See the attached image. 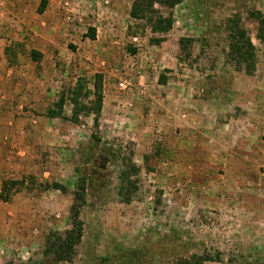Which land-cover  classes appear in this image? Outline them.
<instances>
[{
  "label": "rangeland",
  "instance_id": "1",
  "mask_svg": "<svg viewBox=\"0 0 264 264\" xmlns=\"http://www.w3.org/2000/svg\"><path fill=\"white\" fill-rule=\"evenodd\" d=\"M131 2L0 0V264H169L192 254L217 260L205 264H264L262 159L253 153L256 164L239 165L251 160L244 138L223 134L216 143L208 128L220 114L264 112V48L247 19L252 11L264 18V0L156 6L172 20L164 34L130 18ZM233 15L254 46L251 75L225 57L224 24ZM95 75L96 123L82 113L72 122L67 91L78 79L91 89ZM60 94L61 115L50 117ZM239 131L247 133V121ZM207 141L229 156L231 169L213 165L211 197L198 200L192 192L202 180L186 163L193 156L177 167V155ZM124 158L139 169L130 177L134 190L122 192L128 203L118 196ZM225 175L242 179L255 199L236 197L242 191ZM78 176L85 179L82 235L71 261L56 263L42 251L69 229Z\"/></svg>",
  "mask_w": 264,
  "mask_h": 264
},
{
  "label": "trees",
  "instance_id": "2",
  "mask_svg": "<svg viewBox=\"0 0 264 264\" xmlns=\"http://www.w3.org/2000/svg\"><path fill=\"white\" fill-rule=\"evenodd\" d=\"M183 0H132L129 9V17L132 19H140L144 24L153 30L154 33L164 34L170 30L172 20L170 15L162 16L157 7L172 9L179 5ZM247 19H251L256 23L255 38L264 48V18L259 12L252 11L247 14ZM227 32V51L225 53L226 60L230 63L236 72H243L251 75L256 65V56L254 46L247 35L246 30L241 26L240 17L233 15L226 19L224 24ZM162 41L161 38L156 40ZM159 84H164L163 80H158ZM67 101L71 105L70 120L76 122L79 114H92L94 122L100 114L102 93L100 76L95 75L91 89H86L83 79H78L74 86L67 91ZM86 101V103H84ZM64 102L63 95L60 94L58 99L53 103V108L48 110L50 117H60V111ZM94 123V124H95ZM122 170L119 174L118 196L122 203L130 201L129 193L124 195L122 192L127 186L134 190V181H130V177L136 176L139 172L138 167L130 158H124L122 161ZM53 189L64 192L62 186L52 184ZM85 196V179L78 176L75 189L72 193V201L68 208L69 229L64 232L62 237L54 236L52 242H48L43 249L44 256L51 255L52 260L56 263L70 262L75 254V247L80 241L82 235V221L79 219V210L84 205ZM217 261L208 255L192 254L188 257H179L171 261L169 264H205L206 262ZM11 264V263H7Z\"/></svg>",
  "mask_w": 264,
  "mask_h": 264
},
{
  "label": "crops",
  "instance_id": "3",
  "mask_svg": "<svg viewBox=\"0 0 264 264\" xmlns=\"http://www.w3.org/2000/svg\"><path fill=\"white\" fill-rule=\"evenodd\" d=\"M5 1L7 2L9 0H5ZM16 4L17 3H15V5ZM5 5H7L10 12H12L11 11L12 5L9 2H8V4L5 3ZM16 9H17V5H16ZM0 15H1V10H0ZM250 116H251V118L248 119L247 117L244 118V115H239L238 117H236V114H235V115H232L229 117L227 115H221L220 114V116L215 117V120H213V122L208 123V128H209V132L214 135L213 142H216V143L221 142L219 136H221L223 134L233 137V135L235 133V135H238L239 137H243L244 139H242L240 141V143L242 145H246L245 146L246 148H249V150L251 152V160H249L247 162V164H245L244 161H240L239 165L256 164V160H255L254 154H253V153H255V154H258L262 159V162L258 166V168H259L264 164V112L261 113L260 109L256 108V109H254V112ZM225 120H228V123H224ZM244 120L247 121V133L239 131V128H241L243 126ZM187 123L188 124L186 126L187 127L186 131H188L189 134L192 133L193 135H195V134L197 135L198 131L189 130L188 127L189 126L192 127V126L190 125V122H187ZM183 130H184V128H183ZM183 134H187V133L183 132ZM193 135H191V136H193ZM181 142L183 144H185L184 139H181ZM223 142H225V144H231L232 143L230 140L223 141ZM193 149H194V151H193ZM193 149L191 150V148L189 147L186 150V148H184V150H182V152L178 153L177 157L179 158V160H178V162H176V164H177L176 166L177 167L184 166L183 164H184L186 158L193 156L192 160H188L186 162L187 166H188V168L189 167L191 168L193 174L195 173L194 175H196V176H194V179L198 180L199 178H201L202 182L200 181L201 184H199L198 186H197L196 182L195 183H194V181L190 182L191 185L197 186V188L194 189L192 193L194 194V196L196 195V198H198V200H200V199L208 200L211 197V194L208 193V189H209V186L212 184L211 173H210V171L208 172V170H211V167L213 165H217V166H219L218 169L228 171L231 169V167L229 166L231 164V163H229V161H231V159L229 158V156H227V154L226 155L223 154L222 150H218V149L213 150L211 141H207V144L205 143V145H203V147L195 148V146H194ZM188 154H190V155L188 157H186ZM198 154H200V158H199ZM259 161H260V159H259ZM199 169H205L206 170V172L204 171V175L200 173ZM233 169H234V172L236 175L237 170H239L240 168H233ZM242 169H244V168H242ZM243 175H244V170H241V172H239L238 176L242 177ZM254 175H255V177H254ZM238 176L233 179V178L225 175V177H223V178H225L226 183H233L234 185H237L236 190L240 189L242 191V192H238L241 194H240V196H236V197L240 198L241 200L247 199V198L251 199L249 194L248 195L245 194V190H248V188H246L247 186L246 187H244L245 185L243 186V180L242 179L238 180ZM256 176H258V172H252L253 182L255 181ZM223 178H221V179L223 180ZM200 185H205V187H202L199 189ZM199 190H201V191H199ZM252 199L254 200L255 197L252 196Z\"/></svg>",
  "mask_w": 264,
  "mask_h": 264
},
{
  "label": "built area",
  "instance_id": "4",
  "mask_svg": "<svg viewBox=\"0 0 264 264\" xmlns=\"http://www.w3.org/2000/svg\"><path fill=\"white\" fill-rule=\"evenodd\" d=\"M121 86V85H120Z\"/></svg>",
  "mask_w": 264,
  "mask_h": 264
}]
</instances>
